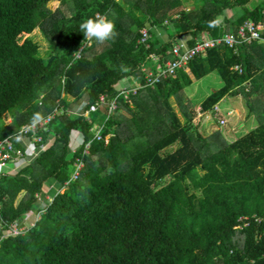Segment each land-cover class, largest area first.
Wrapping results in <instances>:
<instances>
[{"label": "trees", "instance_id": "obj_1", "mask_svg": "<svg viewBox=\"0 0 264 264\" xmlns=\"http://www.w3.org/2000/svg\"><path fill=\"white\" fill-rule=\"evenodd\" d=\"M50 1L0 0V143L13 141L26 157L22 139L38 148L52 141L17 173L0 171V264H264V41L212 50L176 78L145 85L181 39L192 48L246 21L264 24V0H191L193 10L188 0H60L68 12ZM235 9L243 10L237 19L224 16ZM97 15L119 33L102 51L79 31ZM37 28L48 58L31 37ZM212 73L225 84L202 101L203 112L243 95L249 116L260 118L231 143L220 130L205 136L198 110L183 103L186 89ZM131 79L137 94L121 96L111 114ZM103 95L109 104L85 116ZM58 110L46 130L20 134ZM46 183L60 190L43 202ZM14 225L24 230L14 235Z\"/></svg>", "mask_w": 264, "mask_h": 264}, {"label": "rangeland", "instance_id": "obj_2", "mask_svg": "<svg viewBox=\"0 0 264 264\" xmlns=\"http://www.w3.org/2000/svg\"><path fill=\"white\" fill-rule=\"evenodd\" d=\"M188 1L189 2L185 3V8L188 10H193V2L191 0ZM257 1L258 0H251V2L248 4V7H251ZM49 6L53 9H57L59 6H61L66 12H68V9L66 8V6L61 4L60 0H51L49 2ZM125 7L128 8L127 5H125ZM242 13V9L228 10L225 12L224 16L228 17L231 20H235ZM221 20H223V17H219L217 19V23L221 24L223 22H221ZM162 35L164 38H167L165 32H163ZM31 37L40 44L42 56L48 58L50 52V44L43 30L41 28H37L31 34ZM106 45H109V43L99 45L100 51H102L106 47ZM224 84L225 82L223 78H221V76H219L217 73H212L204 80L195 82L193 86L186 89V93L183 95V103L190 108H196L198 110L199 115L196 121H201L203 134L205 136H209L212 133L216 132V130H220L223 137L229 143H231L247 134L250 129L256 127L259 123L260 118L255 117L254 115L249 116V110L247 109L248 106L243 95H228L219 103V107L221 110L203 112L202 108H200L202 101L208 95L213 93V91L223 87ZM254 96L256 98L257 95L255 94ZM69 100L70 102L73 101L71 97L69 98ZM170 101L175 110L178 111L179 118L182 122H184L185 116L183 114L184 112L181 106V102H179L178 99H175L174 96L170 98ZM133 106L135 107V105ZM222 118L227 119L226 124L221 123ZM21 142L23 143V146L26 148V150L30 152V154L13 162V164L9 166L10 168H6L5 171H13L14 173H17L25 165L33 163L34 160L41 154V152L44 151V149L48 148V146L52 143V141H49V143H47L46 145L38 148V146L34 147V142L29 139H22ZM79 144L80 138L78 137V132L77 130H74L71 142L72 153L74 150H77ZM48 185L49 183L45 184V191L47 193L46 196L48 198L45 197V199L42 200L43 202H45L47 199L50 200V198H52L53 195L60 190L59 187H51Z\"/></svg>", "mask_w": 264, "mask_h": 264}, {"label": "built area", "instance_id": "obj_3", "mask_svg": "<svg viewBox=\"0 0 264 264\" xmlns=\"http://www.w3.org/2000/svg\"><path fill=\"white\" fill-rule=\"evenodd\" d=\"M264 30V24L259 23L256 24L253 21H246L244 22L236 32L229 33L223 37L219 38H209L202 41L197 42L194 47L190 48L186 42H181L180 44H176L172 50V59L169 60L163 67L160 66L157 72L148 71L145 76V85L147 86H154L160 83L162 80L167 79L169 77L176 78L178 73L181 70H187L189 64L195 58L204 57L208 52L227 47L229 49L238 50L241 45L244 44H253L254 42H263L264 38L261 36V31ZM148 30H142V42H146L148 38ZM90 40L88 44H90ZM85 47V44L82 45V48L76 54V58H81L82 51ZM237 69H241L240 67ZM139 90V86H122L120 90V94L112 99L110 102V113L113 114L116 109L119 108V98L124 96L127 101L131 100V96L136 95L137 91ZM109 96L103 95L100 99L98 104H93L89 106V110H87L84 115H89L90 113L96 112L100 109V107H104L105 105L109 104ZM88 105V103H87ZM82 106L77 109V113H80L82 110ZM215 111L221 110L219 105L214 108ZM212 110V111H214ZM64 113V110H58L55 114L49 116L45 120L39 121L33 125L25 126L20 134H30V133H37L39 129H47L48 125L56 118L57 115H61ZM227 119L222 118L221 123L226 124ZM101 129V128H100ZM97 130L96 139H101V130ZM35 142L40 143L42 141L41 136H37L34 139ZM88 147L89 143H87L84 147L83 153L88 154ZM74 150L73 152H75ZM23 157L22 152L17 150L13 146V141L8 140L0 143V171L6 170V168H10L9 166L13 164V162L21 159ZM82 166V161L78 159L75 162V168L71 175V180L77 179L80 174V168ZM66 183H69L67 181ZM48 198V197H47ZM41 213V212H40ZM40 218V214L38 213L37 219ZM33 225V224H32ZM13 232L14 235H19L24 229H19L17 225H14ZM10 235V234H8ZM6 236V235H5Z\"/></svg>", "mask_w": 264, "mask_h": 264}, {"label": "clouds", "instance_id": "obj_4", "mask_svg": "<svg viewBox=\"0 0 264 264\" xmlns=\"http://www.w3.org/2000/svg\"><path fill=\"white\" fill-rule=\"evenodd\" d=\"M215 23L210 22V26H213ZM79 31L83 33L85 39L94 40L99 45L115 41L119 34L114 21L106 15H97L82 21L79 25ZM121 70L127 71V68L122 66Z\"/></svg>", "mask_w": 264, "mask_h": 264}, {"label": "crops", "instance_id": "obj_5", "mask_svg": "<svg viewBox=\"0 0 264 264\" xmlns=\"http://www.w3.org/2000/svg\"><path fill=\"white\" fill-rule=\"evenodd\" d=\"M223 20H221V22H222ZM187 39H181V42H186L187 43ZM153 62H155V61H153ZM134 83L136 84V82L133 80V79H131V80H129V81H126V84H123L122 86H127V85H131V86H134ZM54 187H56V186H54Z\"/></svg>", "mask_w": 264, "mask_h": 264}]
</instances>
